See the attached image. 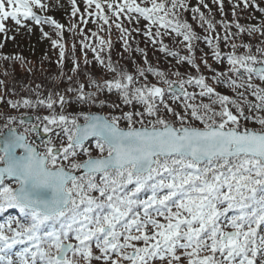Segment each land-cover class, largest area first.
<instances>
[{"label": "snow or ice", "instance_id": "obj_1", "mask_svg": "<svg viewBox=\"0 0 264 264\" xmlns=\"http://www.w3.org/2000/svg\"><path fill=\"white\" fill-rule=\"evenodd\" d=\"M212 2L223 12V0ZM141 3L86 0L88 8L95 5L87 15L98 18L100 31L110 33L114 24L126 51L131 33L118 22L121 15L129 23L143 18L149 22L144 34L161 37L152 40L161 44L160 51L192 66L197 74L171 80L166 71L149 64L133 75L112 60L110 39L98 31L87 36L81 28L77 34L84 37L83 64L91 63L90 50L93 60L112 74L110 79H81L87 68L75 59L73 43V75L67 76L64 92L42 96L37 85L35 99L0 96V103L12 109L42 108L48 113L36 115L32 123L0 111V119L6 121L0 125V213L18 209L21 214L0 224V264H264V46H256L257 55L252 44L232 43L233 51L222 54L220 41L228 43L234 35L226 21L219 22L227 33L223 37H203L215 60H226L228 66L227 72H218L207 59L201 61L213 73L211 79L235 95L221 93L196 62L194 41L201 37L177 12L189 10L186 0ZM251 3L264 12L256 0ZM199 4L209 7L204 0ZM72 5L75 17L80 9L76 0ZM244 5L248 7L249 0ZM46 8L42 0H0V33L6 34L8 20L24 27L21 18L49 24L58 39L42 27L41 31L63 62L65 26L34 11ZM191 12L201 28L207 25L206 30L216 31V23L199 6ZM80 19L84 25L89 22L83 15ZM234 24L237 34L264 37V21L247 28ZM151 26H156L155 33ZM78 27L73 23L68 31L75 33ZM172 33L187 42L190 55L182 56L163 43L162 37ZM92 37L98 44L87 42ZM238 47L247 51L237 54ZM149 73L167 87L148 81ZM65 93H73L77 104L118 109L120 114L69 113ZM106 93L117 99L101 98ZM169 98L182 102V107L177 110L179 105L174 107ZM122 105L129 110L123 111ZM42 134L47 138L36 144L33 137Z\"/></svg>", "mask_w": 264, "mask_h": 264}, {"label": "trees", "instance_id": "obj_2", "mask_svg": "<svg viewBox=\"0 0 264 264\" xmlns=\"http://www.w3.org/2000/svg\"><path fill=\"white\" fill-rule=\"evenodd\" d=\"M216 5L218 7H216L217 11H215V12L209 11L207 9H205V11L201 10L205 13L206 17L212 19L213 22L216 23V31L215 32H210V31L206 30L207 25H205L204 28H201L200 27L201 22L198 19H194L193 16L188 15V13L180 11V9H177V12L179 15H181L182 20H186L189 24H191L193 27V30L197 33V35L199 37H201L200 40L194 41V50H195L194 54H195L196 62L198 64H200L201 74H204L206 77H209L208 83L212 84V86L215 87L217 89V91L223 92L227 89L228 95L232 96L234 93L231 92V90H229L226 85H218L211 79V76L213 75V73L211 71H209V69L205 68V66L201 62L202 58L203 59H207V58L203 57V55H205L204 52L199 53L200 52L199 48L201 46L210 48L203 41V37L210 36V37L214 38V37H216L217 34H219V36L223 37L227 33H226V30L224 29L223 25L220 24L219 22L220 21H226L229 24H231L232 26L230 28V32L234 35H232L230 37V42H228V43L224 42L223 40L220 41L219 47H220L222 54H229L233 51V49L231 48L232 43H235L237 45H241L244 43H249L248 41L251 40V42L249 44L253 45V43L258 42L257 40H259V42L261 43V41H264V38H261L258 36V39H253L252 36L247 37L245 35V33L237 34L239 30L235 27L234 22H239V24L241 26L247 28L243 24V20H244V17L246 18L247 12H245L244 10H238L236 8H231V11H229L230 7H229V10L226 11L227 8L224 6H223V12H221L219 4L216 3ZM234 11H235V15H233ZM87 12H89V10L86 9L85 7H83V9L81 8L75 17H73L72 14H70L69 19L70 20L74 19L73 23L79 25L78 28H80L81 25L79 23H76V22H78L76 20V18H79V20H81L80 19L81 15H83L84 18H86L88 16ZM218 12H220V14H218ZM95 21H97V20H95ZM96 23L92 24L94 26L93 28H95L94 31H98V34L99 33H103L104 35L107 34L105 36V39H107V40L110 39L112 42V60L114 62H118L119 66L123 67L126 71L131 72L133 75L136 74V70L138 67H148L149 64L152 67L166 71L168 73V78L171 80H177L178 81L180 79H187V77L189 75H196L197 74L195 69L192 66L188 65L187 63L178 62V58H176L177 61L174 63L168 64L167 62H162L167 54L165 52L160 51L161 44L153 43L152 45H150V42H149V44L147 42L140 43L135 36V31L130 30V29H129V32L131 33V35L126 37L128 40V44L130 45V48L126 51L125 46H123L124 40L121 38V34L118 31L119 29L117 30V28L115 27L114 24L111 28V32L108 33L106 30H104V31L98 30L97 25H98V23H101V22L97 21ZM89 26H90V24L83 26V28L85 30L84 34L87 36H91L90 34H88V30H90V28H88ZM93 28H91V29H93ZM105 29H107V26H105ZM113 29H115L118 33L112 32ZM171 35H172V37L169 35L166 36L168 40L163 39V43L166 44L170 50L177 51L182 56L183 55H190V53L188 52V49L185 46L187 42L182 43L180 41V39L183 41V38L175 36V33H172ZM82 38H84V37L82 36ZM96 40H97L96 37H92L87 42L89 44H93V43H96ZM155 40H157V39H155ZM80 41H81V36L78 40V39H75L74 34H72V35L69 34V39L63 40V42L66 45L69 44V46H72L73 43H75V45H76L75 58L78 60H79L78 55H80L79 53H81V51H79L78 48L82 49ZM240 48L241 47H238L235 50L237 52V54H244L247 51V50H240ZM69 49H71V47H69ZM138 49H143L144 51L141 52V51H138ZM71 54H72V51L70 52L69 50H67V52H66L67 58H71L70 57ZM145 54H146V58L148 61L147 64L145 63ZM102 55H105V54L102 53ZM19 57H22L23 59L22 60L18 59L16 62L9 63L7 65L4 62H2L0 64V67H1V65H3V67L0 68V81H3V83H5V81H6L5 86L2 88V96L3 97L6 96L10 100L20 99L21 96L26 97V95H29V93H30V88L37 87V85H39L40 86L39 88H41V89L42 88L43 89L53 88L54 84H59L60 85L59 88H62L63 86H67V76H69V74L66 71V69L63 67L62 64L57 65V63H58L57 61H58V59H60L59 57H57V56L50 57V59L48 60V61H50V64L40 62V63H37V66L30 64V62H28V59L24 58L23 56L19 55ZM105 58H107V57L105 56ZM172 58H174V57H172ZM69 60L74 62L73 58L69 59ZM55 62H57V63H55ZM208 63L212 66V68H215L218 72H227L228 66H227L226 60L224 61V63H219L216 60H214V61L208 60ZM38 65L41 67H38ZM86 68H87V71L85 72L84 77L81 79H87V77L89 75H95L96 78H105L106 77L109 79L112 76V74L109 73L107 71V69H102L101 66L98 65L97 63L89 64V66ZM176 71L181 72L183 75L180 77H177L176 75H174V73ZM40 73H43V74L40 75ZM61 73L66 74L62 80L58 79V77L61 76ZM150 75H152V74H150V73L147 74V78H149L148 76H150ZM228 75L235 77V75L230 73V72L228 73ZM154 78L156 79L157 83H159V85H161V86L164 85L158 80L157 77H154ZM141 79H143V78H141ZM27 80H29L31 83L27 84L26 83ZM255 82L260 83L258 80ZM59 88H54L52 90L56 91V89H59ZM223 88H224V90H223ZM62 89H64V88H62ZM188 90L192 91L194 89L189 87ZM195 90L199 91L198 89H195ZM240 91H243V89H241ZM17 92H19L20 94L18 95ZM63 92H64V90H63ZM11 94H12V96H11ZM246 94H248V93H246ZM248 95H250V94H248ZM68 98H69V95H68ZM69 105H71V103H69ZM9 109H11V108H9ZM17 110H18V112H17ZM22 110L24 111V113L20 109H13L12 111L15 112L16 116H19L22 114H28V112H26V110H24V109H22ZM5 122L6 121L4 119H0V125H3ZM20 129H23V128L20 127ZM20 131H23V130H20ZM12 217H13V212L0 213V224L5 223L7 220L11 219Z\"/></svg>", "mask_w": 264, "mask_h": 264}, {"label": "rangeland", "instance_id": "obj_3", "mask_svg": "<svg viewBox=\"0 0 264 264\" xmlns=\"http://www.w3.org/2000/svg\"><path fill=\"white\" fill-rule=\"evenodd\" d=\"M186 2L189 6L188 15H190V16H193V13L191 12V8L196 7V6H199L201 8V10H204V11H205V9L211 10L213 12L217 11L215 8L216 7L215 3H213L212 0H204V2L208 4V6H209L208 8H204L203 5H200L199 0H186ZM42 3L46 4L47 8L43 12H39L36 9H34V11H37L38 15L51 16L52 18L56 19L58 23L63 24L65 26V31H64V39L65 40L69 39V34L70 35L74 34L75 39L79 40L81 35H78L77 33H79L80 29L83 28V26H85L81 22V20H79V18H76V20L78 21L76 23H79L81 25L80 28H77L75 33L68 31V29L70 28L71 24H73V21H74V19L73 20L69 19V16H70V14H72V9H73L72 0H42ZM137 3H141V0H137ZM256 4H258L260 7H264V0H256ZM76 6L79 9H81V8L83 9V7H85L86 9L89 10V12L93 11L95 8V5H93L91 8H88V6L86 4V0H76ZM141 6H146V5L141 3ZM223 6L227 8L226 11H228L229 7H230L229 11H231V8H236L238 10H244L245 12H247V16H246V18L244 17V20H243V24L246 27H248L249 25H260L261 22L264 21V12H260L257 9V7L255 6V4L251 3V0H249V6L248 7H245L244 0H223ZM105 13L108 14V10L106 7H105ZM218 14H220V12H218ZM132 15H133V17L136 16V14H132ZM85 19H88V21H89L88 24H90V26L88 28H90V30H88V34L91 35V32L94 31V29H95V28H93L94 26L92 24H95L99 20L95 16H92V17L87 16ZM21 20H22V25H27V27L15 25V23L13 21L8 20V21H6V34L0 33V44H3V47L0 48V56L9 57V59H6V60L0 59V64L2 62H4L7 65L9 63L16 62L18 60V59H16V57H19V55L28 59V62H30V64H33L34 66L35 65L37 66V63L49 60L50 57H53V56L59 57V54H58L59 50L57 48H54L52 43H51V40L43 35V32H47L52 39H58L56 32L53 29V26H51L49 24L37 25L31 20H24L23 18H21ZM95 20H97V21H95ZM111 22L112 21L110 20L109 23H111ZM118 22H121L123 24V26H125L126 28L135 31V36L140 43L147 42L149 44V42H150V45H152L153 39H157V40L161 39V37H149V36H146L144 34L145 31H147V29L149 27V22L145 21L143 18L139 19V23H136L135 19H133L132 22L129 23L128 17L121 15ZM41 27L43 28V32L41 31ZM91 28H93V29H91ZM136 29H139V31H136ZM83 30H84V28H83ZM156 30H157L156 26H151V31L153 33H155ZM160 31L163 33L164 29L161 28ZM84 32H85V30H84ZM112 32L118 33L115 29H113ZM119 33H120V31H119ZM106 35H104L103 33H99V36L103 37L104 39H105ZM245 35L247 37H249L247 35V33H245ZM166 36H168V35L163 36L162 39H167ZM169 36L172 37V35H169ZM258 36L261 37L259 33H256L252 36V38L258 39ZM261 38H264V37H261ZM81 39H83L82 36H81ZM105 40L107 41V39H105ZM180 41L183 43V41L181 39H180ZM257 41L258 42L253 43V49H252L253 53H256V46H258V45L264 46V44L260 43L259 40H257ZM98 42L99 41L97 39L96 43L98 44ZM248 42L250 43L251 40ZM123 46H124V44H123ZM66 47H67V50H69L70 52L72 51V46H69V44H67ZM69 47H71V49H69ZM78 49H79V51H81V53H79L80 55H78L81 66L82 67H88L89 65L85 66L83 64L84 55H83L82 49H80V48H78ZM240 50H246V49L241 47ZM256 54L259 55L258 53H256ZM70 57L71 58H67V55H66V58L63 62H60V59H58V61H57L58 63L55 62V63H57V65L62 64L63 67L68 72L69 76L73 74L70 71V68L74 64V62L69 60V59L73 58V54H71ZM88 59L91 62L90 64L96 63L93 60V53H91L90 50L88 51ZM171 63H172V61H171ZM1 67H3V65H1ZM38 67H40V66L38 65ZM42 74L43 73H40V75H42ZM148 77H149V78H147L148 81L160 86L159 83H157L156 79L154 78L155 77L154 75H150ZM232 78H236V76L232 77ZM98 79H100V78H98ZM26 83L29 84L31 82L29 80H27ZM5 84H6V81H5V83L0 84V94H1L0 96H2V88L5 86ZM65 87L66 86H63L62 88L65 89ZM160 87L166 88L167 85H163ZM62 88L56 89V91L63 92L64 89H62ZM36 89H37V87L30 88L29 95H26V97H23V98L35 99L36 98L35 92L33 90H36ZM52 89H54V88H47V89L39 88V91H40L41 95L44 96V95H47L49 92L53 91ZM86 90L91 91L92 89L89 87V88H86ZM223 90H224V88H223ZM192 91H196V90H192ZM219 92H221V91H219ZM17 93H18V95L20 94L19 92H17ZM221 93L228 94L227 89ZM70 94H73V93H66L67 96L69 95V103H71V105H69L70 107L69 106L67 107V112H69V113L77 114L81 110H83L85 112L91 111L93 113H100V110L103 109V108H100L98 105H94V106L89 108V106H87V105L77 104L75 102V96H72ZM105 95L110 98V101L117 99V97L111 93L101 94V98H104ZM234 95H235V93L232 96H234ZM246 95L248 96V99L254 100V97H252L248 94H246ZM11 96H12V94H11ZM6 98L8 100H10L8 97H6ZM21 98H22V96H21ZM168 102L170 104H172L174 107H177L179 105V107H177V110H179V108L182 107V102H175L174 103L170 98H169ZM195 102L199 103L200 99H197ZM204 102H208L207 98L204 99ZM9 108H10V106H6V105L0 103V111H6L11 115L16 116L15 112L12 111L13 109L12 108L9 109ZM91 108H94L96 110V112H95V110H91ZM122 108H123V106H122ZM19 109L21 111H23L22 109L26 110V112H28V114L32 115L34 117V119H35L36 115L48 114L47 111L42 109V108L41 109H25V108L21 109V108H19ZM104 109L107 113L112 112V113L117 114V115L120 114V110H118V109H112L109 107H104ZM128 110H129L128 107L123 108V111H128ZM17 112H18V110H17ZM23 113H24V111H23ZM20 116L21 115L16 116V117L19 118ZM25 116L23 115L22 117H25ZM81 122H83V121L81 120ZM249 126L250 127H258L257 125H249ZM20 130H23V129H20ZM57 131H59V130H57ZM55 142L58 144L59 140H56ZM81 158H83V156ZM13 186L15 187L16 185L13 183Z\"/></svg>", "mask_w": 264, "mask_h": 264}, {"label": "bare ground", "instance_id": "obj_4", "mask_svg": "<svg viewBox=\"0 0 264 264\" xmlns=\"http://www.w3.org/2000/svg\"><path fill=\"white\" fill-rule=\"evenodd\" d=\"M213 5V4H212ZM214 6V5H213ZM215 6L216 7H218L217 5H216V3H215ZM214 6V7H215ZM215 7V8H216ZM216 10H217V8H216ZM180 11H183V12H185V13H188V10L187 11H185L184 9H180ZM124 46H125V44H124ZM199 53H201V52H204L205 53V55H203V57L204 58H207V60H211V61H214L215 60V58L212 56V49L211 48H207V47H200L199 48ZM50 59V58H49ZM48 60H46V61H44V62H41V63H46V64H50V61H48ZM171 61H172V63H174V62H176L177 61V59L176 58H172L170 55H166V57L164 58V60L162 61V62H167L168 64H170L171 63ZM41 67V66H40ZM161 86V85H160ZM70 95H72V96H74V94H70ZM123 106V105H122ZM123 108H125V106H123ZM127 108V107H126ZM91 110H95L94 108H91ZM95 112H96V110H95ZM96 114H101V115H107L108 113L105 111V109L103 108L102 110H100V113H96ZM25 120H30V122H32V123H36L35 122V119H34V117L32 116V115H30V114H28L25 118H24ZM42 139H46L47 138V134H42ZM37 144H40V143H37ZM41 150H43L42 148H41ZM93 154H95V152L93 153ZM82 157V156H81ZM80 157V158H81ZM84 158V157H83ZM83 158H81V159H83ZM7 212H13V217H20L21 216V214H20V212H19V210L18 209H8L7 210ZM16 250H19V248H17Z\"/></svg>", "mask_w": 264, "mask_h": 264}, {"label": "water", "instance_id": "obj_5", "mask_svg": "<svg viewBox=\"0 0 264 264\" xmlns=\"http://www.w3.org/2000/svg\"><path fill=\"white\" fill-rule=\"evenodd\" d=\"M40 140H35V143H38Z\"/></svg>", "mask_w": 264, "mask_h": 264}]
</instances>
